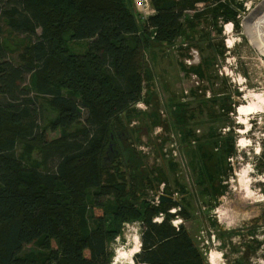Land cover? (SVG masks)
<instances>
[{"label": "trees", "instance_id": "16d2710c", "mask_svg": "<svg viewBox=\"0 0 264 264\" xmlns=\"http://www.w3.org/2000/svg\"><path fill=\"white\" fill-rule=\"evenodd\" d=\"M150 3L156 12L142 21L134 0H0V264H111L110 244L131 223L141 227L135 264H209L184 223L186 187L165 170L149 169L132 124L146 115L136 107L142 102L150 121L164 125L161 103H154L153 49L181 38L208 42L217 58L224 47L209 44L211 36L222 35L219 22L239 30L243 5ZM198 3L205 9L195 11ZM6 27L30 43L19 60L4 44ZM81 41L85 50L72 51L70 42ZM213 63L204 58L182 69L203 81ZM39 96L57 111L45 126ZM207 101L212 125L205 140L190 126L202 108L180 100L167 105L183 150L193 149L196 185L217 201L232 174L226 162L236 152L234 130L224 118L235 108L224 97ZM34 145L40 160L31 157Z\"/></svg>", "mask_w": 264, "mask_h": 264}, {"label": "rangeland", "instance_id": "374dc122", "mask_svg": "<svg viewBox=\"0 0 264 264\" xmlns=\"http://www.w3.org/2000/svg\"><path fill=\"white\" fill-rule=\"evenodd\" d=\"M219 24L223 25L222 35L213 32L209 41V44L224 47L223 54L217 58L208 42L199 41L189 45L181 38L173 45L156 46L149 54L148 61L156 77L157 96L154 103H161L159 113L164 125L155 126L154 120L150 121L147 115L150 113L149 107L138 103L136 107L146 115L139 114L132 124L141 137L135 144L145 154L144 161L149 169L165 170L168 177H172L171 181L176 178L186 187L182 197L190 216L184 223L204 250L209 264H264V59L259 51L263 52L260 43L256 44L259 51L250 43L242 28L238 30L234 26L228 32L224 25L226 23ZM3 41L14 61L19 60L22 51L30 44L24 35L14 33L7 27ZM69 46L74 52H83L87 41L70 42ZM191 47L198 49V54L193 49L191 51ZM204 58L214 61L207 70L209 78L202 81L198 75L192 72L188 74L182 69L183 65L189 67V60L195 65ZM222 97L235 108V112L225 116L224 122L234 130L236 152L226 162V174H232L221 184L226 186L225 194L217 197L216 201L211 196L203 195L200 186L196 185L192 157L189 155L193 149L183 150L180 138L174 133L178 130L172 125L167 104L180 100L188 103L193 110L202 108L201 114H196L195 119L190 121V126L196 135L205 140L204 136L212 125L207 99L218 100ZM39 98L43 107L40 123L45 126L57 111L44 97ZM241 105L245 106L247 113H239ZM228 130L227 127L223 129ZM59 134L49 133L48 136L54 139ZM18 150L24 152L23 143L18 145ZM31 157L40 160L35 145ZM169 161L174 163V167H169ZM239 173L246 175L243 181L239 180ZM151 196L156 197V193L152 192ZM175 221L180 223L182 220L178 217ZM140 236L138 223L127 224L122 236L110 244L113 252L111 264H135L127 256L133 249H140Z\"/></svg>", "mask_w": 264, "mask_h": 264}, {"label": "built area", "instance_id": "2783aa9c", "mask_svg": "<svg viewBox=\"0 0 264 264\" xmlns=\"http://www.w3.org/2000/svg\"><path fill=\"white\" fill-rule=\"evenodd\" d=\"M239 3H242V9H239L237 18L239 20L241 28L245 31H248L253 37H249V35L246 33L248 36V39L252 45L256 47V49L259 51L258 46L256 44L260 43L259 41V26H258V18H262L264 16V0H257L253 2L252 0H236ZM197 9L195 11H200L205 9V4L204 3H198L196 5ZM134 9L138 15V17L142 20L145 21L149 16L155 14L156 10L153 8V6L150 3V0H134ZM262 9V10H261ZM261 12L259 14H256L257 11ZM227 24V25H226ZM224 24L227 27H229L230 30H233L234 24L233 22H228ZM262 34H263V39L261 40V43L264 45V23H262ZM256 40V42L254 41ZM260 45L262 46V44ZM196 51V49H193ZM192 51V50H191ZM261 57L264 59L263 53L259 51ZM199 62V61H198ZM189 65H192V61H188ZM197 64V63H196ZM177 225L178 223H176Z\"/></svg>", "mask_w": 264, "mask_h": 264}, {"label": "bare ground", "instance_id": "6f19581e", "mask_svg": "<svg viewBox=\"0 0 264 264\" xmlns=\"http://www.w3.org/2000/svg\"><path fill=\"white\" fill-rule=\"evenodd\" d=\"M262 23H264V16H262V18H258V26H259V34H262L261 32H262ZM227 31L229 32L230 31V29H229V27H227ZM246 33H249L248 31H246ZM259 39H263V34L262 35H260V38ZM260 43H261V41H260ZM262 44V43H261ZM261 51L263 52V55H264V45L262 44V46H261ZM259 98H261V97H259ZM259 101H260V99H259ZM254 106V105H253ZM250 109V108H249ZM248 109V110H249ZM254 110V109H253ZM238 111H239V113H241V114H245V113H247L246 112V108H245V106L244 105H241L239 108H238ZM255 111H257V110H255ZM244 176H246L244 173H239V180L240 181H243L244 180ZM246 181V180H245ZM244 181V182H245ZM247 182V181H246ZM242 184H244V183H242ZM241 184V185H242ZM245 185V184H244ZM244 185H242V186H244ZM244 196V195H243ZM225 214V213H224ZM224 214H222V215H224ZM225 216V215H224ZM139 251V248H137V249H133L132 250V252H131V254H130V256H127L129 259H131L132 261H133V259H132V255H134L136 252H138ZM118 260V258H116V261Z\"/></svg>", "mask_w": 264, "mask_h": 264}, {"label": "water", "instance_id": "95a60500", "mask_svg": "<svg viewBox=\"0 0 264 264\" xmlns=\"http://www.w3.org/2000/svg\"><path fill=\"white\" fill-rule=\"evenodd\" d=\"M262 10V9H261ZM261 10L260 11H257V13L256 14H259L260 12H261Z\"/></svg>", "mask_w": 264, "mask_h": 264}]
</instances>
